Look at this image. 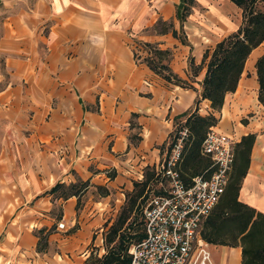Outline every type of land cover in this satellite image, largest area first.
<instances>
[{"label":"crops","instance_id":"obj_1","mask_svg":"<svg viewBox=\"0 0 264 264\" xmlns=\"http://www.w3.org/2000/svg\"><path fill=\"white\" fill-rule=\"evenodd\" d=\"M180 2L0 0V54L9 74L0 88V264H84L85 250L103 241L94 230H104L110 197L90 198L80 213L78 196L64 199L49 190L57 182L77 180L122 190L117 176L109 181L106 169L90 170L93 161L103 159L119 172V153L127 154L120 160L126 171L140 167L139 179L141 168L158 166L155 144L166 140L176 115L194 108L197 91L155 73L142 60L147 50L137 41L170 48V67L189 79L190 55L201 63L207 48L239 27L240 7L231 0H194L183 23L189 42L184 44L173 35V28L181 29ZM159 21L173 27L154 29ZM263 45L251 52L237 89L216 112V127L236 144L255 134L239 198L264 213V105L256 70ZM205 71L193 82L198 90ZM4 78L0 72V84ZM76 90L85 92L86 102ZM97 102L118 117H101ZM199 106L202 114L212 111L207 99ZM133 112L142 126L137 145L121 125L130 124ZM108 134L114 139L112 153ZM133 187L126 179L125 188ZM118 201L123 204L125 196ZM59 222L64 228L56 226ZM44 235L49 247L39 250ZM211 250L217 264H241V246L211 244Z\"/></svg>","mask_w":264,"mask_h":264},{"label":"trees","instance_id":"obj_2","mask_svg":"<svg viewBox=\"0 0 264 264\" xmlns=\"http://www.w3.org/2000/svg\"><path fill=\"white\" fill-rule=\"evenodd\" d=\"M242 9L243 21L233 32L220 39L213 48H207L203 53L201 63L196 64L194 57H189V79L180 77L170 67L172 50L161 48L157 43L138 40L147 50L142 58L144 62L159 76L166 81L197 91L194 108L174 117V125L183 118L181 125L170 131L166 140L159 146L160 152L167 148L166 158H169L175 144L182 137V129H187V135L183 137V147L179 162L182 169L180 176L186 184L192 177L205 173L209 174L211 158L202 152V144L208 130L216 126L219 117L216 112L221 111L226 95L234 92L239 84L246 62L251 52L264 41V9L257 7L260 0H231ZM194 0H181L177 6V18L181 22V29L173 28V35L178 37L182 43L189 44L187 35L183 30V23L190 13ZM167 31L173 27V23L161 22L154 27ZM136 58L140 56L135 52ZM205 75L200 82L198 90L193 82L203 68ZM256 70L259 81L258 98L264 105V53L256 61ZM204 99L210 101L212 109L208 114L200 112V102ZM136 112L132 116H138ZM139 139H141L139 137ZM131 141V137H130ZM255 141V134L244 135L236 144V156L230 171L229 181L225 192L211 213L203 222L201 235L210 244L241 246V264H264V213L258 211L239 198L242 181L247 173L250 154ZM176 163V164H177ZM157 165H147L143 173V179L133 182V189L126 193V199L115 221L109 226L105 233L106 252L94 261L91 254L84 264H129L130 254L128 249L134 242L145 237V226L143 209L149 200V194L155 185L162 182L161 173ZM116 172L111 174L115 177ZM88 180H77L76 182H57L50 190L58 197L64 199L78 196V208L81 195L86 189ZM163 188L154 190L155 195L164 193ZM141 215V221L138 222ZM139 223V224H138ZM46 235L40 236L38 249L43 250L46 244H42Z\"/></svg>","mask_w":264,"mask_h":264},{"label":"built area","instance_id":"obj_3","mask_svg":"<svg viewBox=\"0 0 264 264\" xmlns=\"http://www.w3.org/2000/svg\"><path fill=\"white\" fill-rule=\"evenodd\" d=\"M181 133L160 169L169 180V188L146 203L145 237L130 245L129 264H217L201 229L226 190L236 156V141L216 126L211 127L202 144V152L211 158L210 172L196 175L186 184L175 168L187 129ZM58 226L64 228V223L59 222Z\"/></svg>","mask_w":264,"mask_h":264},{"label":"rangeland","instance_id":"obj_4","mask_svg":"<svg viewBox=\"0 0 264 264\" xmlns=\"http://www.w3.org/2000/svg\"><path fill=\"white\" fill-rule=\"evenodd\" d=\"M257 7L260 8V9H264V0H260V2L258 3ZM237 14H238L237 17L239 18L238 26H240L241 23H242V21H243V15H242V9L241 8H239ZM163 28H164V25L163 24L159 25V29H163ZM137 44H138V42H137ZM138 46L144 47L142 44H138ZM2 62H3V57L0 54V72L5 77L4 78V81L0 84V88L9 79V74L6 73V70L4 69ZM76 93L79 95V97L81 98V100H83L84 102L87 101L86 94H85L84 91H82V90H76ZM86 106L88 108H90L89 105L86 104ZM95 108H96L95 110L99 114H101V117L102 116H106L109 120H111V119L114 120L116 117H118L117 115L116 116L113 115V111L112 110L109 111V112L106 109H104V108L100 110V104L98 102L95 105ZM203 112H204V114H208L205 111H203ZM182 120H183V118L179 119L178 120V125H176V126L174 125V120H173V124L171 126L170 131H172V130L176 129L177 127H179L181 125V121ZM129 122H130V124H122L121 123V125H124L126 128L128 127L129 139L131 137L132 144L133 145H137L141 141V139H142V137L140 135V133L142 132V126L139 125L138 116H131ZM182 130H184V129H182ZM139 137L141 139H139ZM106 139H107V141H106L107 150H108V152L112 153L111 149H112V146H113V143H114V139L112 138V135L111 134H108V137ZM161 144L162 143L155 144V147H157L159 149V152H160L159 146ZM168 146H169V143L166 145V147L164 148V150L159 153L160 155H159V161H158V170L162 169V163L165 162ZM116 157L118 159V163L120 164V166H119V172L117 170L115 171V169H117V167L116 168L113 167L112 165H110V163H107V166L108 167H106V165L104 166L105 163H104V160L103 159L102 160H98V161H93L92 164L90 165V170H94L95 171L96 169L97 170L106 169L107 171H105V174L109 177V181L115 180V178L117 176V181L116 182L119 183V186L122 188V190H120L117 187H106V186H102V185H99L98 186L97 184H94V183L92 184L90 182V180H88L89 183H88L86 189L84 190V192L82 193L81 201H80L81 203H80V206L78 208V212L81 213L84 210V208L86 206V203L89 201L90 198L97 199V198H100L101 197L100 195H104V194H105V197H108V196L110 197L111 208L108 209L107 214L105 216L107 222H105V224H104V230H101V226H98L94 230V236H95V238H99V241L98 242H100V237L103 238V241H102V243L100 245H98V244H96V245L91 244L89 246V248H88V251L85 250V252L88 253V257L91 254H93L94 257H93L92 261H94L96 257H101L106 252V248H105V233L107 232V229L109 228V226L117 218V216H118V214H119V212L121 210V207L123 205L122 203H120V201H118V198L119 197L123 198L125 196V199H126V193L128 191H130V190H128V189L125 188L126 179H129V180H131L133 182L135 180H140L139 179L140 167L131 168V170H127L126 171V169H125L126 164L124 162H120V160L124 161L126 159L127 154H125V153H119V154H117ZM131 165H133V164H131ZM175 168L178 171L181 170L182 169V163L179 162V163L175 164ZM141 169L143 170V173H144V171L146 169V166H144V168H141ZM114 171L116 172V176L115 177H111V174ZM161 178H162V182L159 183V184H157V185H155L154 189L149 194V197H148L149 199L153 195H155L154 194V190L159 189V188H163L165 190V189L169 188V180H168L167 176H165V175H163V173H161ZM141 179H143V177ZM80 181H82V180H80ZM121 181H122V183H121ZM120 192H124L125 195L120 194ZM141 220L142 219H141V215H140L139 216V219H138V222H140ZM56 226H58V225H56ZM42 244L43 245L46 244L45 247H47L48 246V240L47 239H43ZM213 250H214L215 257H216L217 256V250L216 249H213Z\"/></svg>","mask_w":264,"mask_h":264}]
</instances>
